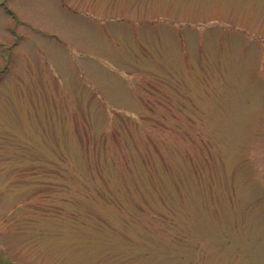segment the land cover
Returning a JSON list of instances; mask_svg holds the SVG:
<instances>
[{"label":"rangeland","instance_id":"obj_1","mask_svg":"<svg viewBox=\"0 0 264 264\" xmlns=\"http://www.w3.org/2000/svg\"><path fill=\"white\" fill-rule=\"evenodd\" d=\"M0 264H264V0H0Z\"/></svg>","mask_w":264,"mask_h":264}]
</instances>
